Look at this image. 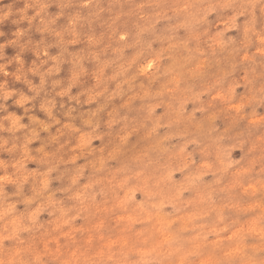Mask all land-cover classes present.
<instances>
[{"label": "clouds", "instance_id": "clouds-1", "mask_svg": "<svg viewBox=\"0 0 264 264\" xmlns=\"http://www.w3.org/2000/svg\"><path fill=\"white\" fill-rule=\"evenodd\" d=\"M0 264H264V0H0Z\"/></svg>", "mask_w": 264, "mask_h": 264}, {"label": "rangeland", "instance_id": "rangeland-1", "mask_svg": "<svg viewBox=\"0 0 264 264\" xmlns=\"http://www.w3.org/2000/svg\"><path fill=\"white\" fill-rule=\"evenodd\" d=\"M6 30H7V29H6ZM11 51H12V50H11V49H9V53H10V54H11Z\"/></svg>", "mask_w": 264, "mask_h": 264}]
</instances>
